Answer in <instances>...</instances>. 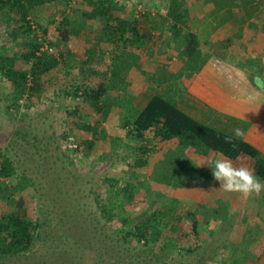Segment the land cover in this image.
I'll return each mask as SVG.
<instances>
[{"label":"rangeland","instance_id":"rangeland-1","mask_svg":"<svg viewBox=\"0 0 264 264\" xmlns=\"http://www.w3.org/2000/svg\"><path fill=\"white\" fill-rule=\"evenodd\" d=\"M113 1L117 5L113 13L139 17L142 32L152 28L155 36H164L166 31H174L171 22L164 18L169 0ZM92 7L86 0H57L38 7L31 15L40 37L43 28L48 29L47 38L55 43L50 52L54 55L63 52L59 66L41 77L40 91L35 89L16 101L14 86L0 75V146L17 166L15 175L3 182L8 196L0 195V217L16 208L21 192L14 188L30 179L26 188V217L40 223L35 246L0 264H143L144 261L147 264H264V191L245 198L220 188L210 167L216 159L226 157L218 152L205 155L195 151L193 161L173 141L149 152L148 163L140 166L136 160L141 155V142L126 136V120L138 115L127 87L121 85L110 90L115 96V105L106 122L96 123L100 126L97 133L86 127L94 125L99 117L90 102L83 97H67L62 92L75 79L77 83L87 81L93 86L110 76L111 63L118 50L113 44H99L102 22L83 15ZM65 15L70 16L67 32H64ZM150 19L158 21L157 27H152ZM11 23L18 27L16 21ZM11 28L0 21V51L6 55L27 49L28 36L14 40L8 32ZM96 44L100 52L89 64L84 60L90 52L88 49ZM147 44L132 50L130 55L125 53L131 61L126 60L121 80L129 77L135 82V78H140L134 84L141 87L143 79L147 84L150 76L147 61H152L151 53L154 55L164 48L161 38ZM135 52H138L136 56ZM134 63L136 70H145L144 76H137L136 71L132 77ZM192 63L195 66L194 59ZM91 65L95 68L94 74L89 71ZM18 66L29 67L21 59ZM177 78L178 75L173 78L172 88L181 87ZM164 96L179 106L174 95ZM258 128L257 132L249 133L248 141L264 153V122ZM90 139L94 140L91 147ZM202 148L208 151L206 146ZM243 163L234 165L251 169ZM110 177L120 180V184L111 186L106 180ZM127 187L136 204L127 195L119 194ZM109 201L118 215L112 220L107 219L101 207ZM160 207L177 208L173 221L168 222L176 225L179 245L171 244L165 252H160L159 245L171 228L168 225H164L163 237L152 253L136 237L122 240L121 235L127 229ZM128 213L132 220L120 223ZM174 215L180 218L176 221ZM194 221L198 223L197 236L190 229ZM106 236L113 239L110 241ZM191 248L195 251L190 252ZM158 255L161 261L157 260Z\"/></svg>","mask_w":264,"mask_h":264},{"label":"trees","instance_id":"trees-1","mask_svg":"<svg viewBox=\"0 0 264 264\" xmlns=\"http://www.w3.org/2000/svg\"><path fill=\"white\" fill-rule=\"evenodd\" d=\"M56 1L0 0V21L4 23V26L12 27L8 31L12 39L18 40L22 35L28 36L25 39L27 49L22 53L6 55L3 50L2 52L0 51V75L14 86V99L16 101H19L26 94L35 92V89L40 91L41 77L58 67L63 59V52L59 53V55H54L45 47L46 45L50 48L55 46V43L47 38L48 29L46 27L43 28V36L40 37L31 19V15L38 7L53 4ZM86 1L93 7L90 11H84L83 15L87 18L99 19L103 24L99 44L101 42L113 44L116 46L118 53L115 54V58L111 63L110 76L105 81H100L97 85L92 86L87 81L77 83L75 82L77 79H75L72 85L63 87L62 92L67 97H83L90 102L99 117L94 125L88 124L86 127L97 133L100 126H97L96 123L101 125L102 122H106L115 105V96L110 93V90L128 84L129 77H126L127 80L120 79V74L125 69L126 60L129 59L124 56L125 53L127 52L130 55L132 50L143 47L144 41L151 34L140 30L141 21L139 17L129 18L123 12L121 15H115L113 12L117 5L113 0ZM145 17L148 16L146 15ZM189 17L186 0H169L164 18L169 23L171 22L170 25L176 32L181 27L188 26ZM63 20L66 27L64 32H67L70 30L68 24L70 16L65 15ZM11 21H16L18 27L13 26ZM157 22L151 20L152 27H157ZM65 38L68 40V36H65ZM3 49L5 50L4 47ZM98 50L97 44L88 49L90 52L84 61L91 64V60L99 54L100 51ZM19 59L26 61L29 67H19ZM129 60L131 61V59ZM119 64L122 67L118 68ZM134 66H136V63L132 65V67ZM89 71L94 74L95 68L91 65ZM142 73H145V70ZM107 74L105 73V75ZM117 77L119 81L116 79ZM125 125L127 126L126 136L141 142V155L136 160L140 166L148 163L146 155L149 152L160 148L161 145L176 141L183 151L193 158H196V156H193L195 151L205 155L210 152H218L227 159L232 160L233 163L244 162L243 164L251 166L254 175L264 184V153L255 144L244 137L237 138L234 133L200 121L162 94L153 96L133 120H126ZM227 137H233L232 143L225 142ZM88 144L90 147L93 146L94 140L90 139ZM203 146L208 148L207 152L202 151ZM16 170L15 161L0 146V195L3 197L8 196L3 189L4 186L6 187L3 182L13 177ZM29 180L26 179L20 186L14 188L21 192L17 203L14 205L16 208L0 217V263L8 258L29 252L36 244L40 232V223L39 221L28 219L26 217L27 212H25L27 211L26 204L28 202L26 188ZM106 180L113 187H117L120 184V180L116 178L110 177L106 178ZM119 194L127 195L131 202L137 203L129 187L123 192L120 191ZM101 207L103 214L108 220L115 219L118 216L112 201L104 203ZM174 212L175 214L178 212L177 208L166 209L160 207L155 209L142 221L136 223L134 227L127 229L125 233L122 232V229V240L129 241L130 238L136 237L139 242L143 241L145 246H149V251L152 253L154 252L153 248L155 249L156 247L155 244L163 237L165 226L168 225L171 228L167 238L159 245L160 252H165L166 248L170 247L171 244L179 245V234L175 231L177 229L176 225L168 222L173 221ZM128 214L129 216L122 218L120 223L126 224L129 220H132L131 214ZM174 217H177L176 221L180 218L179 215H174ZM190 229L196 236L199 234L197 221L191 223ZM233 229L231 227L230 233H232ZM212 234L215 235L214 232ZM106 237L110 241L113 239L110 236ZM192 248L190 252L195 251ZM159 257L158 255L157 260L161 261ZM147 263L148 261L143 262V264Z\"/></svg>","mask_w":264,"mask_h":264},{"label":"crops","instance_id":"crops-1","mask_svg":"<svg viewBox=\"0 0 264 264\" xmlns=\"http://www.w3.org/2000/svg\"><path fill=\"white\" fill-rule=\"evenodd\" d=\"M186 4L188 26L164 36H155L152 28L147 31L151 35L143 46L161 38L164 48L147 61V84L143 79L139 87L134 83L140 78L135 82L128 78L123 85L130 102L139 114L153 96L169 93L200 121L231 133L240 128L250 140L249 133L264 122V91L252 83L256 74L264 73V0H186ZM137 69L133 67L132 77L136 71L144 76ZM176 75L182 88H172Z\"/></svg>","mask_w":264,"mask_h":264},{"label":"clouds","instance_id":"clouds-1","mask_svg":"<svg viewBox=\"0 0 264 264\" xmlns=\"http://www.w3.org/2000/svg\"><path fill=\"white\" fill-rule=\"evenodd\" d=\"M254 85L260 91H264V73H258L253 77ZM234 136L243 138L242 129L234 130ZM233 137H227L226 143H232ZM239 158V157H238ZM211 168L213 178L220 183V188L228 193H240L245 198L255 194L260 195L264 191V184L254 175L252 169L247 166H235L233 161L227 158L216 159Z\"/></svg>","mask_w":264,"mask_h":264},{"label":"built area","instance_id":"built-area-1","mask_svg":"<svg viewBox=\"0 0 264 264\" xmlns=\"http://www.w3.org/2000/svg\"><path fill=\"white\" fill-rule=\"evenodd\" d=\"M45 47L48 48L49 51H50V49H51V52H53V48H50L48 45H46Z\"/></svg>","mask_w":264,"mask_h":264}]
</instances>
